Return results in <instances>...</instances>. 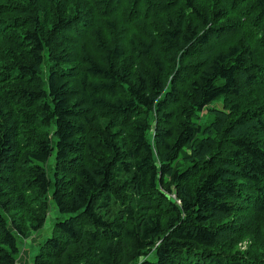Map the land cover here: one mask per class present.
I'll return each instance as SVG.
<instances>
[{"label":"trees","instance_id":"1","mask_svg":"<svg viewBox=\"0 0 264 264\" xmlns=\"http://www.w3.org/2000/svg\"><path fill=\"white\" fill-rule=\"evenodd\" d=\"M264 264V0H0V264Z\"/></svg>","mask_w":264,"mask_h":264},{"label":"rangeland","instance_id":"2","mask_svg":"<svg viewBox=\"0 0 264 264\" xmlns=\"http://www.w3.org/2000/svg\"><path fill=\"white\" fill-rule=\"evenodd\" d=\"M60 214L58 209L56 208L54 203H51L50 210L47 216V220L45 222L44 227L35 233L33 237L27 241H24L22 245V251L20 252V256L18 258V264L22 263V259H27L28 264H33L34 257L38 253V245L43 243L47 238H49L52 234V230L56 221V218L59 217ZM22 264H27L23 261Z\"/></svg>","mask_w":264,"mask_h":264},{"label":"crops","instance_id":"3","mask_svg":"<svg viewBox=\"0 0 264 264\" xmlns=\"http://www.w3.org/2000/svg\"><path fill=\"white\" fill-rule=\"evenodd\" d=\"M23 261H25V263H27L28 264V261H27V259H22ZM23 261H22V263H23ZM22 263H19V264H22Z\"/></svg>","mask_w":264,"mask_h":264}]
</instances>
